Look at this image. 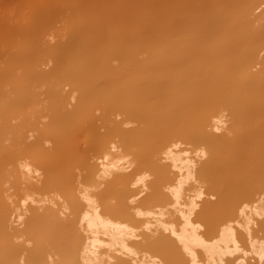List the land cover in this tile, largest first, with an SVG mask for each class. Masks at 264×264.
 Wrapping results in <instances>:
<instances>
[{
	"label": "bare ground",
	"instance_id": "6f19581e",
	"mask_svg": "<svg viewBox=\"0 0 264 264\" xmlns=\"http://www.w3.org/2000/svg\"><path fill=\"white\" fill-rule=\"evenodd\" d=\"M0 264H264V0H0Z\"/></svg>",
	"mask_w": 264,
	"mask_h": 264
}]
</instances>
